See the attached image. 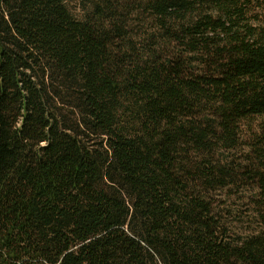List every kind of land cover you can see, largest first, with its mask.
Listing matches in <instances>:
<instances>
[{
    "label": "trees",
    "instance_id": "obj_1",
    "mask_svg": "<svg viewBox=\"0 0 264 264\" xmlns=\"http://www.w3.org/2000/svg\"><path fill=\"white\" fill-rule=\"evenodd\" d=\"M84 5L0 0V264H264V0Z\"/></svg>",
    "mask_w": 264,
    "mask_h": 264
},
{
    "label": "rangeland",
    "instance_id": "obj_2",
    "mask_svg": "<svg viewBox=\"0 0 264 264\" xmlns=\"http://www.w3.org/2000/svg\"><path fill=\"white\" fill-rule=\"evenodd\" d=\"M72 12L80 17L83 14L84 0H67ZM142 31L148 29L147 21L141 20L134 23ZM212 200L222 216L229 219L230 227L234 233L247 232L255 226L252 215L250 194L245 186H230L227 189L217 190L213 193Z\"/></svg>",
    "mask_w": 264,
    "mask_h": 264
}]
</instances>
